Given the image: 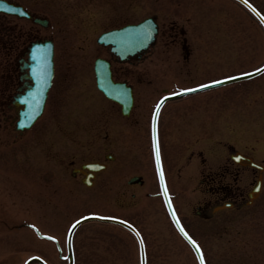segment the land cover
<instances>
[{"label": "rangeland", "instance_id": "obj_1", "mask_svg": "<svg viewBox=\"0 0 264 264\" xmlns=\"http://www.w3.org/2000/svg\"><path fill=\"white\" fill-rule=\"evenodd\" d=\"M250 1L264 12V0ZM27 4L49 22L44 32L55 43L56 78L61 79L62 87V121L59 123L47 115L42 118L36 126L47 128L40 131L41 139L36 138L39 130L29 132L14 148V154L18 157H49L59 150L60 142H66L69 146L73 137L77 136L79 129L76 133L71 129L75 124H80L71 116L79 115L81 111L77 103H81L82 99H91L93 103L97 100V97L87 94V91L91 92L90 83H83L91 75V70L84 63L90 60L91 64L87 54L93 55L91 51L95 46V37L106 28L136 22L150 13L158 15V23L163 28L172 22L183 26L193 53L189 64L186 66L182 59V51L169 49L170 52L168 50L166 53L169 59L160 62L154 58L150 64L145 62L142 72H152L155 75L152 81L157 87L167 81L173 82L170 90L248 71L264 62V33L256 21L231 0H28ZM202 10L204 13L212 10L215 14L204 15L201 14ZM157 56L160 57L159 54ZM146 86L136 85L137 92L142 95V107L160 94L154 86ZM93 91V95L96 94ZM166 108L170 111L178 108L188 111L183 114L182 124L188 128L191 126L189 144L199 140L195 145L208 149L214 141L220 140L223 144L231 143L236 148L249 150L257 159L264 157V73L247 81L175 99ZM87 125H91V122ZM199 125L203 127L198 128ZM60 126H63V134L58 130ZM206 134H211V138L202 142L200 138ZM60 135L63 138H59ZM106 150L117 151L112 146H105ZM218 151L221 154L219 157ZM224 152L217 144L213 157H209L214 162L222 163L226 155ZM131 162L126 164L122 173L119 172V180L123 181L124 176L126 178L134 172H143L149 182L142 189L135 190L139 196L131 203L143 206L148 211L142 222L148 232L152 228L157 229L148 237L146 264H197L189 247L170 229L168 220L160 215L157 218L151 216L154 209H162V202L154 196L150 163ZM176 164L180 165L172 163L173 166ZM189 166V177H185V173L176 175L173 167L172 175H167L166 181L169 194L179 207L178 211L183 213L189 231L192 230L202 241L206 264H264L263 216H249L246 211H222L206 222L205 227L208 226L209 231L204 234L202 230L196 231L203 225L191 216V207L198 201L199 193L195 190L196 167ZM118 176L114 174L111 178L115 180ZM78 188L81 189L78 196L55 197V211L59 214L58 225L61 226L53 228L49 225L42 231L60 238L65 234L66 223L81 214L90 211L106 214L109 211H106L107 205L103 202L105 198L97 196L92 190H89L91 195L86 194L79 185ZM34 219L38 221L37 217ZM73 239L77 251L76 264H138L137 246L121 228L88 222L77 228ZM21 243L25 245L21 246ZM41 243L42 240L32 230L0 229V264H16L17 258L7 261L1 258L9 252L23 249L21 257L42 252ZM48 245L51 246V243ZM52 263L62 264L59 261Z\"/></svg>", "mask_w": 264, "mask_h": 264}, {"label": "flooded vegetation", "instance_id": "obj_2", "mask_svg": "<svg viewBox=\"0 0 264 264\" xmlns=\"http://www.w3.org/2000/svg\"><path fill=\"white\" fill-rule=\"evenodd\" d=\"M6 1L22 5L32 13V17L26 19L0 12V227L8 221L16 225L18 223L29 226L22 220L37 217L39 222L31 220L36 226L50 224L53 228H58L61 225H58L59 214L55 211V197L78 196L81 190L78 188L79 185L84 188L86 194L92 190L97 196L104 198L120 197L116 200L120 203L119 205L115 202L112 204V207H116V211H111V215L131 223L147 242L148 237H151L153 232H157V229L152 228L148 232L142 223L148 211L143 209V206L131 203L136 198L135 188L142 189L148 182L147 178L140 172H134L120 181L118 175L119 172H123L128 161L151 160L152 162L151 143L148 140L149 110L141 106L139 97L141 96L142 100V95L136 92L135 84L143 80L150 81L154 77L152 72L142 73L145 60L154 56L155 53L168 58L165 55L166 51L155 50L162 48L157 41L167 38L169 43L176 47L181 43L183 31L175 26H171L169 30L159 28L155 38L156 44L153 45L154 49L146 57L128 63L115 61L108 55V48L105 45L98 46L95 54L98 53L100 57L109 59L113 79L125 81L133 89L134 103L129 114L121 115L119 107L109 101L106 105L107 113H105V97L101 93L97 94L98 99L95 103L91 99H82L81 103H77L81 110L79 115L77 113L75 116L71 115L75 118V122L79 121L80 124L72 126L74 133L77 129L79 131L77 136H72L74 140L69 146L66 142H60L59 150L49 157H18L14 154V148L29 132L39 130L36 138L41 139L40 131L47 128L44 126L36 128V126L42 118L47 115L54 121L57 120L59 123L62 121L60 98L62 87L61 79L56 78L57 71H55L54 63V78L48 89L40 117L29 129L17 128L18 113L22 107L18 103V98L27 96L26 92L33 85L28 60L30 44L45 40V32L39 23L33 21L34 18L42 17V15L29 8L28 0ZM53 46L55 48L54 40ZM90 85L93 87L92 83ZM87 94L91 95V92L87 91ZM90 122L91 125H87ZM61 128L63 126H60L58 130L63 134ZM59 138L63 136L60 135ZM157 140L160 160L166 173L169 172L168 168L172 166L175 158L177 161L182 159L184 162V165L178 167L177 174H181V169L188 166L191 159L198 164L196 174L200 197L193 208V215L203 224L210 222L222 211H246L249 216L264 217V157L259 160L254 159L259 163L256 167L243 166L229 159H225L222 163L207 160L208 157L204 155L203 150L199 148L190 150L186 139L179 142L173 140V114L167 111L162 112L158 118ZM105 146H112L117 151H105ZM186 152L189 154L185 157ZM208 152L212 154V151ZM96 161L103 165L99 171L91 172L81 167L86 162ZM114 174L118 176L115 180L111 178ZM134 176L142 178L136 182H129L128 180ZM258 177L257 196L251 203L245 204L248 193ZM85 178L90 182V187L84 184ZM224 202H229L231 207L220 209ZM157 215L166 217L163 209L158 211L157 208L154 209L151 216L157 218ZM263 217H261L262 221ZM180 220L182 226L188 228V223L183 216ZM198 230H202L203 234L209 231L208 226L205 227V225L203 228H197L196 231ZM127 232L132 236L129 231ZM41 240H43L40 246L42 252L39 253L41 257L50 264H54L52 261L66 260L67 252L60 242L56 243L43 238ZM46 241L51 242V246L47 245ZM20 245L24 246L25 243ZM72 246L75 260L77 251L74 244ZM11 255L12 253L9 252L1 258L6 260Z\"/></svg>", "mask_w": 264, "mask_h": 264}, {"label": "water", "instance_id": "obj_3", "mask_svg": "<svg viewBox=\"0 0 264 264\" xmlns=\"http://www.w3.org/2000/svg\"><path fill=\"white\" fill-rule=\"evenodd\" d=\"M9 9V7H8ZM7 8L5 7H0V10H4V11H9ZM17 12V11H15ZM42 24H45V22H43ZM155 32V24L153 23V21L151 19H146L143 22L137 24V25H129L126 26L122 29L119 30H114L111 32H106L105 33V42L109 43L112 45L111 49L113 50V52L115 54H118L120 57H124L126 54L128 53H132L137 49L143 48L144 45H146L153 37V34ZM48 46V49L46 50L45 53H43V51L47 48V47H43L40 49V57L38 58L36 56V52L35 53H31V58L30 60L34 63L33 65H31V67L33 68L32 71H34L36 69V65L39 64V74L34 76V80H36L37 83V87L38 86H42L43 88H41V90L39 91L38 89L35 90L36 93L40 92V100L34 102V104L31 106L32 107V113L28 116L27 114L25 115V124L23 127H28L29 124L39 115L41 109H42V104L44 101V97H45V92L50 84V80H51V76H52V45L51 43L46 45ZM43 49V50H42ZM33 55V56H32ZM98 69L100 67H102V63L98 62ZM104 65V64H103ZM105 74L100 72L98 77L101 79V81L104 79L105 77V84H107L108 82L110 83V78H109V71H108V64L105 62ZM261 68H264V66H262ZM260 68V69H261ZM263 71V70H261ZM261 71H253L248 73V75H241V76H237V77H232L231 79H225L222 80L221 83H216V84H223V83H228V82H233L239 79H244V78H249L252 77L256 74H258ZM34 75V74H33ZM212 86V85H210ZM207 87V86H206ZM204 88V87H203ZM182 92V93H186ZM105 93L108 96H111L113 98L116 99L117 95H119V93H121L120 91H113L111 89L107 88V85H105ZM117 99L119 100L120 97H117ZM155 123V117L153 118V124ZM22 127V126H21ZM155 135L154 131H153V136ZM86 167H90V165H86ZM159 173V180H160V169L158 171ZM160 185H161V192L162 195L164 197L167 209L175 223V225L177 226V228L179 229V231L181 232L182 236L188 241V243L191 245L192 249L194 250V252L197 255V258L199 256V253H197L196 248L190 243V241L188 240V238L184 235V232L181 231V227L175 217V215H173V209L171 207V204L169 206V199L167 196L164 195V183L161 182L160 180ZM90 219H99V220H110V221H116L115 219H111V218H105V217H99V216H87L83 219L78 220L75 224L72 225V227L70 228V233L72 232V230L77 226V224L81 223L82 221L85 220H90ZM122 223V222H120ZM141 251V249H140ZM32 260H37L39 262H41L39 259L36 258H31L29 259L25 264H30L32 262ZM199 261V259H198ZM200 263V261H199ZM71 264V263H69ZM140 264H144V257H143V253H141V258H140Z\"/></svg>", "mask_w": 264, "mask_h": 264}, {"label": "snow or ice", "instance_id": "obj_4", "mask_svg": "<svg viewBox=\"0 0 264 264\" xmlns=\"http://www.w3.org/2000/svg\"><path fill=\"white\" fill-rule=\"evenodd\" d=\"M246 2H247V0H246ZM261 70H264V68L256 69L255 71H261ZM243 75H248V73H243ZM226 79H231V77H226ZM212 83H221V81H212ZM206 86L207 85H198L197 87L203 88V87H206ZM181 91H195V89H181ZM158 111H159V105H157V112ZM153 131L155 132V123L153 124ZM154 141H155V135H154ZM154 146L156 148V159H157V162L159 163V159H160L159 148H158V145H154ZM237 159H239V157H237ZM160 180L163 183L164 175H163V171L162 170L160 171ZM163 191H164V195L167 196L168 192H167V188L166 187H164ZM169 206H170V201H169ZM93 215H95V214L93 213ZM173 215H174V213H173ZM82 219H83V217H82ZM112 219H114V218H112ZM125 223H127V221H125ZM33 227H35V226H33ZM181 231L184 232V235L188 238L190 243L196 248L197 253H199L198 259L200 261V264H205L203 253H202L199 245L197 244V242L191 236H189L187 232L184 231L183 227H181ZM137 234H139V233H137ZM51 238L55 239V237H51ZM142 243H143V241L141 240V244Z\"/></svg>", "mask_w": 264, "mask_h": 264}]
</instances>
